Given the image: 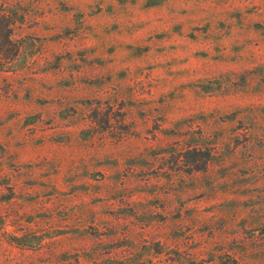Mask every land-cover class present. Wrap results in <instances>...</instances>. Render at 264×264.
<instances>
[{"label":"rangeland","instance_id":"obj_1","mask_svg":"<svg viewBox=\"0 0 264 264\" xmlns=\"http://www.w3.org/2000/svg\"><path fill=\"white\" fill-rule=\"evenodd\" d=\"M0 264H264V0H0Z\"/></svg>","mask_w":264,"mask_h":264}]
</instances>
